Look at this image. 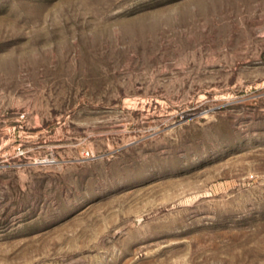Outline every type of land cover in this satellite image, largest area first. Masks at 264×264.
Listing matches in <instances>:
<instances>
[{
  "label": "rangeland",
  "instance_id": "rangeland-1",
  "mask_svg": "<svg viewBox=\"0 0 264 264\" xmlns=\"http://www.w3.org/2000/svg\"><path fill=\"white\" fill-rule=\"evenodd\" d=\"M0 264H264V0H0Z\"/></svg>",
  "mask_w": 264,
  "mask_h": 264
}]
</instances>
